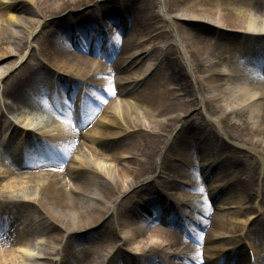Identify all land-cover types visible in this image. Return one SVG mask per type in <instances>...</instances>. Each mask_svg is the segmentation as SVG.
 <instances>
[{"label": "bare ground", "instance_id": "obj_1", "mask_svg": "<svg viewBox=\"0 0 264 264\" xmlns=\"http://www.w3.org/2000/svg\"><path fill=\"white\" fill-rule=\"evenodd\" d=\"M115 1L116 0H9L8 3H0V17L4 15L12 16L14 14L16 16V22L19 24L23 21L28 22L30 26L33 25L31 31L27 35V43H30L28 41L30 36L41 33L43 29L47 30V25L51 26L48 33L44 32L42 38L46 39L42 40V45L39 47H41L42 55H44L45 58L49 55V61L52 62L53 66L57 69L54 73L51 68L44 71H52L54 75H58L60 87L58 86L59 89L56 88L55 90L51 82H49L47 86L39 80L36 81L35 85L37 89L41 91L38 98L40 100L52 99L53 97H61L64 100L70 98L69 100H73L71 106L75 112H77L76 103L78 105L82 104L85 110L88 109V107L92 108L91 111L99 109L101 105L95 102L97 104L95 107L94 98H90L86 95V92L89 93L90 91L95 94L94 96H98L96 92H99V89H94L97 84H109V79L101 77V74L107 71L109 73V70L105 71L99 63L105 64L107 62H102L96 55H104L105 52L103 49H93L97 47L101 48L102 46L106 47L109 41H112L111 51L118 53L117 59L114 61L111 68L114 71L121 70L123 73H121L120 77H124L125 74H128L127 77L131 76V73H133L132 70L135 68H137L140 73L145 74L142 79L131 77L114 80L113 85H111L113 88L101 97L105 98L103 99L105 104L100 112L99 120H95L93 123L90 121L91 112H87L89 117L88 124L86 121H82L80 124L77 123L79 125L73 120L65 119L63 115H58L56 118L48 120L46 124L42 125L40 124L42 120L33 118L30 113H27L23 124L29 125L27 128L36 129V131L44 135L41 137L43 139L41 142L42 153L36 149L33 150L29 148L22 140L21 143L9 144L6 147L10 150L11 154L18 156L22 163H27L30 158L36 155H41L45 158L49 157L50 161L45 165L48 167L50 162L53 164L56 162V159L50 157L48 154V151L53 148L47 143L49 140H52L59 147L63 146L66 150L71 149L75 151L79 155V162L73 165V169L67 170L66 168L64 170L65 173L58 175L54 174L51 178H48V175H36L34 178L30 179L32 182L28 183L25 193L17 194L16 197H13V200H4L6 203L3 208L5 212L0 210V239H4V235L9 232L14 233V229H16L15 218L17 216L18 218L21 216L33 217L35 212H37L38 215H42L47 223L45 226L47 229L46 232H43L36 228L34 230L35 238L26 237L24 239H16L13 243L18 245V253L16 254L12 248H8L7 253L4 252L2 255L0 254V264H14L15 261L12 259L10 260L9 257L11 254H13L15 258L17 256V259H25L28 264H31L33 262L34 252L38 253L39 250V248H36L35 239H37L39 235L41 236L42 233H45L52 244L59 246L61 238L59 239L58 237L60 232L57 231V227L64 230V233L67 235V240L62 246V249H60V256L58 255L59 248L54 250L56 251L55 253H46H53V255L58 256L56 264H67L69 261L64 255V250L67 245L73 247L78 246L80 251L83 242L82 235L92 233H94V239L86 242L84 246V251L87 250L88 254L82 257L83 251L80 253L81 255L78 260H81V264H98V259H102L104 256L106 245L110 244L108 242L112 243L118 234L113 224V227L111 226L110 229H106V226L110 224L109 217L111 216L105 218L106 220L102 226L99 224H96L97 226L94 228H91V226L108 213L106 206L109 202H115L117 192L120 190L121 186L131 188L137 195L147 190V192H144L147 193L148 196L146 202H149L152 207L154 205L157 210L162 207L163 203L161 201L163 199L167 200L168 198V203L164 206L165 210L171 212L178 208L183 216H187L190 225L193 224V220L191 219L194 218L196 224L200 225L202 223L207 227L206 230L203 228L197 230V227H194L195 234L198 235L200 231L205 238L206 249L197 250V247L185 245V238L182 240L183 242L177 243V241L182 239L178 233L152 227V218L150 217L147 219L146 215L144 216L141 211L142 208L138 207L140 202H137L131 209H122L118 207L116 209L117 220H120L122 215L129 220L118 222L120 223L119 225L123 226L125 234L130 235L132 240H137L139 243L142 242L141 245H139L142 250L141 256L145 260L152 259V255H158L163 261L170 262L171 264H194L195 262L200 263L201 257H204L202 264H215L216 260L218 261L220 259L225 260L226 264H230L229 261H232L229 255L234 251L232 253L234 261L241 262L239 264H245L242 260L245 259L246 262L247 256L246 258L244 257L242 248L238 246L242 241L241 234L245 228L243 224L245 218H240L243 213L239 210V206L237 209L232 210L236 207V203L240 204L242 207L241 203L243 199L241 195L235 198L233 190L240 187L243 188L245 184L239 182V184L230 186L223 197H220L219 203H216L215 198H213L217 193L224 191L225 188L222 189V186H224V182L227 181L226 178L234 171L232 169H235L237 174L243 172L236 165V161H234L233 164L229 162L226 169H224L223 163H216L217 157L214 156V150H211L214 142L212 143L213 140L209 133L207 134V138L203 140L204 144L208 146L203 147L204 144L201 145L202 157L198 160V165L200 164L198 169L196 166H191L192 160L190 157V160L186 159L188 160L187 162H190V169L188 170L178 164L170 163L172 162V157L169 152L176 146L178 142L177 138L185 137L189 139V135L186 136L183 134V131H187V128L184 127V122H188V119L184 117L186 116L189 119L194 117L198 120L197 115L202 116L203 113L200 107H197L199 98L194 91L193 85H191L187 78L177 77L179 80L175 81L169 73L168 76L166 74L164 76L165 72L163 71H167V69L171 70L172 73L183 72V65V69L176 66V58L165 53L163 55L165 56V61L162 60L156 66H153L155 60L158 58L149 57L146 62V56L144 55L152 51H157L160 54L162 52V47L155 44V39L158 36L169 34L172 36L171 40L173 42L178 43L180 42L179 39L184 42L183 44L189 48V50H187L189 59L192 58L194 64L196 63L195 65L199 67L205 64V62H196V56L204 53L212 55V50L215 49V47L219 48V43L213 42L211 38H206L210 32L207 28H211V32L218 28H220V30L226 29L222 37L229 38L225 47L227 48V52L231 51L232 54L228 55L227 59L224 61L228 60L230 64L225 65L219 62L217 64L215 59H213L214 62L212 60L209 63L205 70L207 74L201 80V88L204 92H207L208 96H200L202 99L200 102L204 110L222 113L227 111L224 106H227L229 103H233V105L244 104L251 96L255 94L259 95L258 98L260 102L254 105L250 104L249 108H246L250 117H252V119L256 117L257 121L251 123V125L245 126L244 129H246V134L239 142V146H244L248 151L250 149L253 150V155L248 152L249 157H251V159H257L259 168L262 169L264 168V144L261 139V137L264 136V11L257 10L259 0H184L185 2H183V0H168V9H176L179 6L180 10L183 12L180 17L183 16L187 19H196L202 21L203 25H206L202 26V28H198L193 24L189 25L187 28L185 24V26L180 23L174 24L175 34L173 35L169 32V29H165V20L160 18L159 9L157 11L153 9L156 6L155 0H147L146 2L140 0L141 4L139 7L134 5L133 0H117V8H113L111 5L115 3ZM83 4L85 7L87 6V8H84L82 6ZM91 5L92 8H90ZM81 6L83 9L80 12L76 13L73 11ZM89 8L90 10H87ZM138 11H141L143 14L136 15ZM88 12H95L96 16L99 14L101 16L104 13L102 18L106 17L108 23L111 22V25H118L119 30L123 31L127 28L128 16L134 14L133 24L135 26L126 35L117 33V40L111 37L107 38L103 36L105 33L103 29L98 26V22L86 20L85 15H87ZM40 13H42V19L39 22L38 18ZM54 15L60 16L59 21L61 22L66 18L70 22L72 21V23L75 21L71 30L77 34V37H82L85 43H81L77 40L75 42H70L71 39L66 33L67 30H65V28H58L56 22L53 21L52 16ZM90 15L92 14L90 13ZM25 16H35L33 20H37L38 22L35 24L34 22L27 21ZM48 18L50 19L48 20ZM152 18H157L154 21L157 25L151 23L150 19ZM129 24L130 23H128V25ZM143 25H146L145 30L141 28L137 31V29H135L136 26L141 27ZM37 27L38 30H36ZM50 34L52 35L51 38H49ZM3 35L12 36L13 33L11 31L9 32L6 28L0 30V42H6ZM190 36L193 38L191 41H188ZM213 38L216 37L214 36L212 39ZM218 39L221 40L219 37ZM113 44H116V46H113ZM75 45L80 46V48L74 49ZM21 48H28V46H21ZM31 49H33V47H30V50ZM45 50L47 52H45ZM217 55H219V53L216 54L213 52V58ZM211 58L212 57H210V59ZM246 58L249 59L247 63L243 61V59L246 61ZM252 58L262 59V61H260V64L254 65L253 61L250 60ZM247 64L251 66L252 69H250ZM45 67L46 65L43 66V68ZM192 68H195V66ZM40 70L42 71V69H38L37 71ZM161 70L163 71L161 72ZM67 72H69L68 75L70 76L68 78H71L72 87L67 88L66 85L64 88L62 80H65L63 75L65 76ZM36 75L37 74L31 70L27 73H17L11 78L8 88H4L3 90L15 99L22 102L28 101L32 105L30 107H33L34 99L30 97L25 90H18V87L25 88L28 81L34 79ZM168 77H171V79L169 80ZM169 81H172V83L175 82V84L178 85L177 89L182 91V95L176 97L175 100L167 99L168 94H171L167 85ZM139 82L141 83L138 86L142 85V87L132 94L133 100L122 103L120 99H117V96L121 94L127 92L129 94L131 90L130 87L135 86L133 88H137ZM86 98L88 100H86ZM107 98H109V100ZM224 100L228 104H221ZM234 111L237 115L246 114V111L244 112L242 109ZM45 115H47V113ZM157 115L164 116L165 120L155 119ZM47 118H49V116H47ZM150 118L153 119L151 120ZM142 120L146 123L153 122L151 126L153 127L151 128V132L153 133L158 132L160 129L166 130V127L171 121H180L183 123L181 131L172 136L171 144L164 150L162 160H160L158 165L150 166L152 170H149H151L150 173L152 172V176L144 177V179L140 178H142L141 175L145 169L144 164L149 161V159L142 157L143 148L137 145L135 140H132L134 136L140 133L142 135L143 129L145 128V123ZM66 121H68V124H66ZM78 122H80V120ZM202 122L203 120L199 119L197 125L198 127L205 128V126H202ZM240 125L241 124L235 126ZM79 126L83 131L79 132L78 130L77 132L76 129H79ZM0 130L3 136L6 137V140L13 138V136L10 137L8 134L10 132V134L13 135L10 125L5 127L1 126ZM84 133L86 135H83ZM182 134L183 136H181ZM124 137L129 139L130 145L124 142ZM36 138L37 137L34 136L33 139ZM117 141L118 143L114 144V142ZM189 141V144H191V141L195 142L198 140L193 137V140ZM28 143L31 144V141ZM113 144L115 146H113ZM261 144H263V146ZM111 149H116L115 153L111 152ZM145 151L148 153L147 148ZM132 153L134 154L130 155ZM197 153H199V151H197ZM148 154L151 155V151H149ZM237 156L235 160L239 159L245 164L248 163L244 157L238 154ZM228 157V159L232 161V158L230 156ZM150 158H152V156H150ZM97 159L110 162L108 165L97 164L99 165L97 166L95 164L97 163ZM111 162L115 163L114 167ZM9 164L10 162H1L0 170L4 169V167ZM91 164L92 169H90ZM231 164L234 166H231ZM202 167L203 169H201ZM228 169L229 171H227ZM88 172L92 174L96 172L98 176L106 178V180L103 178L104 180L102 179V181L98 182L101 185L99 188L95 184V188L99 189L100 196H93L91 194L90 190H92V188L90 183H92V180H96V177L93 176L90 178L86 175ZM233 179L234 178H232V180ZM154 180L157 181L156 185L159 184L170 189L169 197H163L158 191L153 190L155 187ZM26 181V179L12 176L10 180L7 182L5 181V183L1 185V188L9 187L14 189L23 184H27ZM68 181H71L73 184L72 187L66 185ZM179 181L183 184L184 182L187 184V188L184 187V194L181 199L177 193L183 189L176 188L178 189L176 193L174 188L170 187ZM200 182L202 184H200ZM247 184H249V182H247ZM252 184L253 182H251L249 186H252ZM201 185H203V188H201ZM149 189L152 191L150 192ZM199 191L205 192V196L202 197ZM151 193L156 194H154L155 196L153 197ZM246 193L249 195L248 192ZM28 194H33L34 196H27ZM260 194V199L264 200V192ZM7 196L5 198L9 199L10 197L8 194ZM171 199L177 204L174 205ZM179 201L180 206L178 204ZM104 203H106V205ZM254 203V211L259 212V208L261 207L260 202L257 203L255 199ZM214 208L218 211L213 210ZM120 209L121 211L119 212ZM219 210H221V212ZM195 211H199L203 215H208L209 219L197 215ZM156 217L159 219L160 216L156 215ZM224 217L225 220L223 221ZM173 221L175 223V219ZM129 223L133 224L134 227ZM232 231H237L238 233L234 234L235 236L229 235ZM152 237H157L159 241H153ZM127 243L133 244L131 240H127ZM263 248L264 246H262V249ZM255 251L257 253V264H260V259L258 258V252L260 251L257 249ZM174 257L178 258L181 262L178 263V261L174 260ZM248 262L249 257L246 264H248ZM118 263H120V260L117 262L114 256L113 259L111 258L110 261L108 260L106 262V264ZM47 264L51 263L48 262ZM121 264H125V261H121Z\"/></svg>", "mask_w": 264, "mask_h": 264}, {"label": "rangeland", "instance_id": "obj_2", "mask_svg": "<svg viewBox=\"0 0 264 264\" xmlns=\"http://www.w3.org/2000/svg\"><path fill=\"white\" fill-rule=\"evenodd\" d=\"M145 2L147 0H144ZM9 0H0V3H8ZM103 2V1H100ZM183 2H185L183 0ZM134 5H136L137 7L140 6L141 2L140 0H133ZM156 6L153 8L155 11H157L159 9V13H160V18H163L165 20V25H166V30L169 29V32L173 35L175 34L174 32V24H183V26L187 25V28L189 25H195L196 27H201L202 26H206L202 24V21L196 20V19H187L184 18L183 16L180 17L181 13H183L179 6L176 9H168V0H155ZM84 8H87V6L85 7L84 4L82 5ZM82 6L80 8L74 9V12H80L83 8ZM113 8L116 7L117 8V0L115 1V3H112ZM182 7V6H180ZM92 8V5L91 7ZM87 9V10H90ZM152 9V10H153ZM201 9V8H200ZM258 11H264V0H259L258 2ZM90 13L92 15H90ZM87 14V13H86ZM89 14V15H88ZM87 15H85L86 20L87 21H92V22H101V26H103L105 28L104 32L105 33H110L112 36H117V28H114L115 26H111L109 24L103 23L102 19L99 15L96 16L95 12H88ZM104 14V13H103ZM102 14V15H103ZM143 13L141 11H138L136 15H142ZM25 15V14H24ZM41 15L42 13H40L39 15V22L41 21ZM101 15V16H102ZM133 16L130 17V21H129V30H131L135 25L132 23L133 19H134V14H132ZM176 16V17H175ZM27 21H31L34 22L35 24L38 22L37 20H33L35 19V16H25ZM60 16L58 15H54L52 16V19L54 22H56V26L58 28H65V30H67V35L70 39H73V34L74 32L71 30V27L73 26V24L75 23V21L70 22L67 18L64 19L62 22L59 21ZM100 17V18H99ZM175 17V18H174ZM5 18V20H4ZM37 18V17H36ZM50 18H48L49 20ZM99 19V20H98ZM106 19V18H104ZM157 19V18H155ZM155 19H150L151 23H153L154 25H157V23H155ZM97 20V21H96ZM21 24V25H20ZM16 22V16L13 14L12 16H8V15H4L3 17H0V30L6 28L9 30V32L11 31L13 33L12 36H7V35H3L6 39V42H0V126H8L10 125V129L13 131V135L10 134V137H14L12 139V141H9V144H13V143H19L20 140L23 141H27L30 140L32 142L38 141V140H43L41 137H37L36 139L34 138V135H32L31 133H23L20 131V127L22 125V122L24 121V119L27 116V109L26 107L31 106V103H29L28 101H20L18 99L13 98L11 95H8L7 93L4 92V88H8L9 86V82L11 80V78L19 73L22 74L27 73L29 70L35 72L37 75L34 77V79H30L28 81V83L25 85V88L23 87H18V90H25L30 97H32L33 99H35L36 97L39 98V93L41 91L37 90V86L35 85V82L40 80L41 83H44V77H46L47 79H49V81L51 83H54L55 79L53 77H51L52 75V71L51 72H46L44 70L51 68V70L56 71V67L53 66L52 62L49 61L48 56L45 58L44 55H42L41 53V47H39L42 42V40H45L46 38H42V36L45 33H48L49 29L51 28L50 25H47L48 27L47 30H42L41 33L36 34L34 36V34L32 36L29 37L28 41L30 43H27V35L28 33L31 31V27H33V25L30 26V24L28 22H21V23ZM41 24V23H39ZM52 24V23H51ZM185 24V25H184ZM77 25V24H76ZM67 28V29H66ZM146 29V25H143L141 27L136 26L135 29H137V31H139V29ZM195 28V29H198ZM214 29V28H213ZM36 30H38V27L36 28ZM207 30H209V34L206 36V38H211V40L213 42H218L219 43V48H216L212 50V55L204 53V54H199V56L195 57L196 62H200L203 61L205 62V64H202L201 66H196L194 64V60L192 58L191 61L186 60V51L189 50L188 47H186L183 43V41L181 39H179L180 42H173L172 36H168L166 34L162 35V36H158V38L155 40L156 44H164V47L162 48V52L158 55L157 51H154L152 53L146 54L145 59L151 57H156V55L158 57H156L157 61L155 62V65L158 63V61H160L161 58H163L162 60L165 61V56H163L165 53H168L170 56L176 58V66L181 67L182 65L184 67L183 72L180 73H172L171 70L167 71H163L161 70V72H165V74L168 76V73L171 75V77L176 81L179 80L177 77H182L184 79H188L189 82L191 83V85H193L194 87V91L196 93V95L198 96L199 100L197 101V107H200V110L202 111L203 115H197L198 120L201 119L203 120L202 122V126H205V128L203 127H198V120L195 119L194 117L192 119H189L188 117H184L185 119H188V122H184V127L187 128L186 132L183 131L184 135H189V139L185 138V137H178L177 138V144L175 146V148L171 151V157H172V162L173 164H178V161H176V158H178L179 154H189L191 160H192V166H196L198 165V160L200 157H202V153H201V145L204 144L203 140H205L207 138V134L209 133L211 135V139L213 140L212 143L213 147H212V151L214 150V145L215 142L219 141L220 146L218 145L219 148H221V153L222 156L220 158V163H223L224 165V169L227 168L228 163L231 162L233 164V160L230 161L228 158V156H230L231 158L234 157V159L236 158L235 156L240 155L242 157H244V159L247 160L248 163H243L242 161L237 160L236 164L238 166V168L243 172L242 176L239 175H234V178L232 181L234 183H230V184H226V188H229L230 186H233L234 184H239V183H235L236 181H243L242 183L245 184V186H243V188H237L234 191L233 195L236 198L238 195H241L242 199V207H241V212L243 213V215L240 218H245L244 223L245 224V228H247V230H243V232L245 233L246 237H243V243L241 242V246H239V248H242V252L244 254V257L247 256L248 254V249H252V251H255V248L260 251L258 252V258L261 260V258H263L264 256V250H260L262 248V245H264V200L260 199L261 194H263L264 192V168L260 169L258 166V160L257 159H251V157H249V153L250 154H254L253 150H249L247 148H245L244 146H239L240 145V141L241 139L244 138V135L246 134V129L245 126L246 125H251V123H255L257 121V118L255 117L254 121L252 122V117H250L249 112L245 109L244 112L246 111V114L244 115H235V114H230L229 116L223 115L220 117L221 113L219 112H210L208 110H204V107L202 105V103L200 102V100H202L200 98V96H202L203 90L201 88V80L203 79V77L206 76V69L207 66L209 65V63L215 59V62L218 64L219 63H223L225 65H229L230 62L224 61L225 57H228L227 55L232 54L231 51L227 52V48L225 47L228 39L229 38H224L222 37L223 32H225L226 30H220V28H218L215 31L211 32V28H207ZM194 32V31H193ZM109 34V35H110ZM219 37L221 38V40L217 39V38H213L212 37ZM52 35H49V38H51ZM192 36L189 37L188 41L192 40ZM171 40V41H170ZM219 40V41H218ZM52 42V41H50ZM70 43V42H69ZM21 46H28V48H24L22 49ZM30 46L33 47V49L30 50ZM48 46V45H46ZM50 46V45H49ZM68 48V47H67ZM22 49V50H21ZM70 49V48H69ZM49 50V49H47ZM45 52H47L45 50ZM213 52L218 54L217 56H215L213 58ZM98 58L102 61V62H107V63H102L104 64L103 66H101L103 69L109 70V73H105L104 75H102L101 77H105L106 79H109L108 83L109 84H103V85H99L98 88L101 91H106L109 90L111 88H113V81L114 80H118V78H135V77H139L142 78V74H140V72L138 71L137 68L133 69L131 73V76L127 77L128 74H125L124 77H120L121 73H123L121 70H119V72L114 71L111 66L113 65L114 61L117 59L118 53H109V54H102V55H97ZM163 56V57H162ZM225 56V57H224ZM210 57H212L210 59ZM224 57V58H223ZM178 58V59H177ZM97 59V57H96ZM143 59V60H145ZM214 62V60H213ZM101 64V62H99ZM143 63V62H142ZM141 63V64H142ZM182 63V64H181ZM101 64V65H102ZM46 65L45 68H43V66ZM192 66H195V68H192ZM197 67V68H196ZM38 69H42V71H37ZM183 69V68H182ZM37 71V72H36ZM187 73V75L189 77H186L185 72ZM69 72L66 73V75H63V78L65 79V83L66 85H71L72 81L71 78H68L70 75H68ZM53 76V75H52ZM171 77H168L169 80L171 79ZM166 78V77H165ZM142 82V81H141ZM139 82L137 84V86L141 83ZM108 85V86H107ZM168 90L171 92V94H168V98L167 99H176V97H179V95L182 93L178 88V85L175 84V82L172 83V81L168 82ZM135 87V86H134ZM142 87V86H141ZM140 86H138L137 88H131V90L129 91L130 93H124L121 94L120 96H117V99H120L121 102H125L128 100H133V96L132 94L134 92H136L137 90H139L141 88ZM178 92H181L180 94H178ZM170 95V96H169ZM191 97V96H190ZM70 98H67L66 100L62 99L61 97L57 98V108L61 109V110H66L69 113L68 120H70V118H75L76 114L75 111L73 110V107L71 106L73 100H69ZM258 97L254 98V99H250V101L248 103H256L258 102ZM95 101L97 100L96 98L94 99ZM101 100V99H100ZM228 104L225 100L224 102L222 101L221 104ZM233 103H229L227 106H224L225 109H227V111H230V109H232ZM97 105H95L96 107ZM234 106V105H233ZM104 107L103 101L101 104V107H99V109H95L94 111H89L91 112L90 115V121L93 123L95 120L98 121V117H100V112L102 110V108ZM262 107V105H261ZM199 110V111H200ZM181 113V112H178ZM71 114V115H70ZM88 114V113H87ZM136 115V114H133ZM225 116V118H224ZM76 119V118H75ZM151 120L153 118H150ZM155 119H159V120H165V117L162 115H157L155 116ZM74 120V119H73ZM89 120V119H87ZM85 120V121H87ZM143 121V120H142ZM68 121H66V124ZM144 122V121H143ZM145 123V130L143 129V133L141 135V133L139 135H136L133 137L132 140H135V143L137 142V145H139L141 148H143V156L144 158H148L149 161H147L144 164V170H143V174L141 175L142 178L140 179H144V177H146L147 173H150V171L152 170L150 168V166L156 165V163H159L160 160H162V154H163V144L164 142H168V144H171L172 141V136L175 135L177 132L181 131V126H182V122L180 121H171L169 122V127L167 126L166 130H158V132L153 133L151 132V127L153 125V122L150 123ZM239 125L240 126H235L234 125ZM3 124V125H1ZM48 128V127H47ZM147 131V132H146ZM171 134V135H169ZM183 134L181 136H183ZM83 135H86L85 133ZM169 135V136H168ZM228 135V136H226ZM193 137L196 138L198 141H191V144H189V140H193ZM181 138V139H179ZM6 139L5 136H3V134L1 133L0 130V143H3L4 140ZM179 139V140H178ZM261 139L263 140V144H264V136L261 137ZM87 142V141H86ZM124 142L129 144V139L124 137ZM199 142V143H198ZM37 144H40V142H36ZM51 143V147H53L55 150H53L52 153H49L51 155L52 158L56 159V162L53 164L52 162H50L49 166H45L46 164L49 163L50 160H47L46 158H44L41 155H37L35 156L34 159L32 160V163L36 165V167H34L33 169L30 170H13L11 168V165L9 164L8 166H5L4 169L0 170V188L1 185L5 183V181L7 182L8 180H10V178L12 176H16V177H20L23 179H26V183L27 184H23L19 187L16 188H9V187H5V188H1L0 189V196H7V194L9 195V199L4 198L6 201L7 200H13L14 196L16 197L17 194H23L25 193V191H27V187H28V183L32 182L30 181V179L34 178L36 175L38 176H44V175H48V178H51L55 175L58 174H63L65 173V169H71L73 167V165H76L77 162H79V155L71 150V149H65L63 146L62 147H58L56 145V143L53 142H49ZM118 143L117 142H114ZM113 144V146H115ZM263 144H261L263 146ZM130 145V144H129ZM194 145V150L190 147V146ZM178 146V147H177ZM208 146L206 144L203 145V147ZM115 148V147H114ZM147 148V151L149 153V151H151V155H149L145 150ZM199 150V153H196V150ZM116 149H111V152L115 153ZM109 151V150H108ZM39 152L42 153V148L39 146ZM249 152V153H248ZM134 153L130 154L133 155ZM169 154V153H168ZM150 156H152V158H150ZM131 158V157H130ZM10 157L9 156H0V164L1 162H9L10 161ZM183 159V158H182ZM188 160H186L185 158L183 159V162L185 163H190L187 162ZM110 162V161H109ZM109 162H106L105 160H101V159H97V164H104V165H108ZM167 163V162H166ZM111 164L115 165L114 162H111ZM231 166H234L232 165ZM87 165V164H85ZM179 165V164H178ZM94 166V165H93ZM99 166V165H97ZM8 167H10L9 169H7ZM199 168V167H198ZM73 169V168H72ZM90 169H92V164L90 165ZM151 169V170H149ZM186 169V168H185ZM190 168H187V170ZM7 171L6 173H9L7 179H5V174L4 172ZM149 170V171H147ZM95 173V174H94ZM93 174L91 172H88L86 175L89 176L90 178H92L93 176L96 177V180H92V183H90L92 190L91 194L93 196H99V187L101 186L98 182L102 181L103 177L102 176H98L96 174V172H94ZM152 173V172H151ZM90 174V175H89ZM151 175V174H150ZM11 176V177H10ZM60 177V176H59ZM62 177V176H61ZM3 178V180H1ZM62 180V179H60ZM104 180V179H103ZM106 180V179H105ZM116 180V179H115ZM143 181V180H142ZM263 181V182H262ZM247 182H249V184L251 182H253L252 186H249V184H247ZM118 183V182H117ZM256 183V185H255ZM95 184L98 186V188H95ZM200 184H202L200 182ZM66 185L69 187H72L73 184L71 183V181L66 182ZM148 185V184H147ZM176 183L173 186H170L171 188L176 189ZM125 186V185H124ZM157 186V187H156ZM111 187V186H110ZM138 187V186H136ZM201 188H203V185H201ZM150 192L152 191L151 189H149ZM153 190H159V194L169 191L170 189L167 188H163L161 185H156L155 183V187L153 188ZM147 190H144L141 192V194L137 195V193H134L132 191L131 188L126 187H122L120 188V190L117 192V198H116V203L114 204L116 206V208H114L115 210L118 207H121L122 209H131L132 205H134L135 199H139L142 196H147ZM226 192V191H225ZM246 192H249V195H246ZM177 193V191H176ZM156 193H151V195L154 197ZM184 192L179 191L177 193V195L179 197H183ZM199 194L204 197L205 196V192L203 191H199ZM88 195V194H87ZM158 195V194H157ZM258 195V196H256ZM27 196L33 197V194H28ZM255 196H256V201L257 203L260 201L261 207L259 212L254 211L255 210ZM8 197V196H7ZM223 196H221L222 198ZM216 198V203H219V200L221 199ZM207 200V198H206ZM205 201V200H204ZM5 202V201H3ZM207 202V201H206ZM209 202V201H208ZM107 203V202H106ZM106 203H104L106 205ZM119 205V206H118ZM240 205V204H239ZM1 207H3L2 204H0ZM240 208V207H239ZM213 210H217V209H213ZM121 211V209L119 210V212ZM129 211V210H128ZM179 211V210H178ZM222 212H226V211H222ZM112 213H116V211H114L112 208H110L108 210V214H112ZM107 214V215H108ZM38 215L37 212H35L34 216L35 218L31 217V216H21L20 218H18V216L16 217L15 220V227L16 229H14V233L13 232H9L8 234L4 235V239H0V254L2 255L4 252L7 253L8 248H12V250H14V252H16V254L18 253V245L16 243H13L16 239H24L26 237L29 238H35V234H34V230L36 228H38L39 230L46 232L45 226L47 225L46 221L44 220V218H42L40 215ZM181 215V212L179 211V216ZM179 216H174V219L178 220L180 223L179 225H181V230L178 228V224H176L175 226L173 225V223L170 221V225L172 226H167L165 225L164 221L161 219H155L151 222L152 227H156L159 228L161 230H168V231H174L175 233H178L180 238H182L181 240L177 241L178 242H183V238L185 237L184 232L182 231L183 228L185 229H189V234L191 235V237L186 241L185 245H191L192 247H197V250H204L206 249L205 246V239L204 236L202 234V232H198V235L196 236L193 233V230H191V228H188L186 224H182L181 221L179 220ZM166 218V220H168L169 218ZM206 218L209 219V216H206ZM105 218L101 219L100 222V226H102V224L105 222L104 221ZM117 218L116 216H113L110 218V224H108L106 226V229H110V227L113 225H115V230L117 232V237L114 239V241L108 242L110 244L106 245V248L104 250V256H103V261L101 258L98 259V264H106V262L112 258L114 256V259L117 260V262L121 264V261H125V264H141L143 263V260H141L140 257V245L141 243H139V241L137 240H132L130 235L125 234L124 230H123V226H119L116 222ZM128 220L126 218L123 219ZM225 220V217L223 218V221ZM129 221V220H128ZM98 222V223H99ZM17 223V224H16ZM113 224V225H112ZM130 224V223H129ZM132 227H134L133 224H130ZM130 226V227H131ZM263 226V228H262ZM95 226H91V228H94ZM256 227V228H254ZM88 228V229H91ZM201 228L203 229H207L206 225H202ZM58 228L57 227V231L60 232V234L58 235L59 239L61 238V241H64V237L66 236V233H64V230ZM246 231V232H245ZM261 231V233H260ZM232 236H235L234 234H237V231H232L230 232ZM193 234V237H192ZM127 235V236H125ZM37 237V236H36ZM80 238V237H79ZM83 238V242H82V249L79 251L78 246H70L67 245L65 250H64V255L66 256V258H68V262L67 264H81V260H78V258H80L79 256L81 255L80 253H82L84 251V246L86 242L92 241L94 239V233L92 234H85L82 235ZM127 240H131L133 242L132 243H127ZM153 241H159V239L157 237H152ZM36 242V248H39L38 253L34 252V257H33V262L31 264H47L48 262H50L51 264H56V261H58V256L57 255H53V253H55L57 250L58 245L56 244H52L49 241V238L46 237L45 233H42L41 236L39 235L37 239H35ZM130 242V241H129ZM140 244V245H139ZM3 246V247H2ZM54 247V248H53ZM118 248V249H117ZM37 250V249H36ZM117 250V251H116ZM49 252H53L51 254H46ZM256 253V251H255ZM88 254V251H84L82 253V257ZM19 255V254H18ZM90 256V255H89ZM10 260H14V264H28V262L23 259H17V256L15 258V256L13 254H11L10 256ZM108 257V258H107ZM107 258V259H106ZM203 258V257H202ZM45 259V262H44ZM87 259V257H86ZM101 259V260H100ZM106 259V260H105ZM25 260V261H24ZM245 260V259H244ZM31 261V258H30ZM237 262V261H236ZM151 264H155V263H151ZM197 264V263H195ZM261 264H264L263 262H261Z\"/></svg>", "mask_w": 264, "mask_h": 264}]
</instances>
